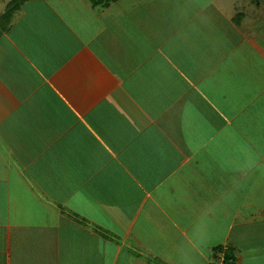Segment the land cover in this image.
<instances>
[{"label": "crops", "instance_id": "0c3cea01", "mask_svg": "<svg viewBox=\"0 0 264 264\" xmlns=\"http://www.w3.org/2000/svg\"><path fill=\"white\" fill-rule=\"evenodd\" d=\"M11 1L0 264H264L263 4Z\"/></svg>", "mask_w": 264, "mask_h": 264}, {"label": "trees", "instance_id": "16d2710c", "mask_svg": "<svg viewBox=\"0 0 264 264\" xmlns=\"http://www.w3.org/2000/svg\"><path fill=\"white\" fill-rule=\"evenodd\" d=\"M91 1L94 5H109L110 3L116 1V0H89ZM15 8V2L14 0L11 1V3L8 5L6 13L3 15L1 22H8V20L11 17V14ZM227 258H229V254L226 255Z\"/></svg>", "mask_w": 264, "mask_h": 264}, {"label": "built area", "instance_id": "2783aa9c", "mask_svg": "<svg viewBox=\"0 0 264 264\" xmlns=\"http://www.w3.org/2000/svg\"><path fill=\"white\" fill-rule=\"evenodd\" d=\"M227 251V248L226 247H222L221 250H219L217 252V256L220 260L219 264H225V260H226V256H225V252Z\"/></svg>", "mask_w": 264, "mask_h": 264}, {"label": "rangeland", "instance_id": "374dc122", "mask_svg": "<svg viewBox=\"0 0 264 264\" xmlns=\"http://www.w3.org/2000/svg\"><path fill=\"white\" fill-rule=\"evenodd\" d=\"M258 2H259V4H263L262 6H263V8H264V0H258ZM259 27H264V19L263 20H261L259 23ZM264 29V28H263ZM264 40V39H263ZM257 145H260V143H256ZM258 151V154L259 153H264V150L263 149H259V150H257ZM259 191V190H258ZM262 192L264 193V189H262ZM264 248V247H263ZM263 253H264V250L262 251Z\"/></svg>", "mask_w": 264, "mask_h": 264}]
</instances>
